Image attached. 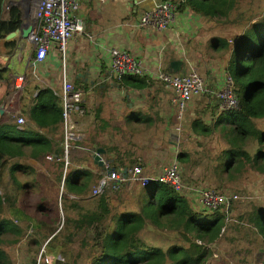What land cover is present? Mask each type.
<instances>
[{
  "label": "crops",
  "instance_id": "crops-1",
  "mask_svg": "<svg viewBox=\"0 0 264 264\" xmlns=\"http://www.w3.org/2000/svg\"><path fill=\"white\" fill-rule=\"evenodd\" d=\"M18 1L5 0L3 16L8 11L5 6L17 7ZM154 1L79 0L76 15L82 18L84 29L68 41L64 58L53 45L42 62L33 63V46L28 38L23 39L19 34L0 39V119L18 113L25 119L22 126L30 125V129L39 134L33 132L32 135L46 140L33 148H24L20 161L32 170L26 174L16 173L20 183L18 187L7 180L8 194L16 193L20 202H23L21 197L28 201H34L36 197V201L42 203L49 194L57 198L64 192L67 197L65 205L72 203L71 206L76 207L73 211L66 209L67 216L64 217L74 219L97 200V196L90 195L89 188L95 184L102 165L93 159V145L102 149L101 157L112 168L123 169L139 164L149 176H153L172 162L175 148H178L177 153H199L206 146V149L212 147L211 138L223 139L225 124H215L220 114L216 99L207 95L193 97L183 113L177 134L179 121L171 88L152 74L130 79L131 75H127L121 80L110 77L109 53L112 48L127 50L149 71H172L170 63L177 60L181 61L177 73H183L187 68L184 59L193 60L207 84L217 89L222 84L232 46L248 26L264 15L260 14L264 0H236L228 16L216 12L204 16L185 5L181 9L178 7L177 21L171 28L151 31L137 27L140 15ZM27 8L25 4L26 11ZM220 40L230 43L229 47L223 46ZM6 41L13 44L7 45ZM203 45L207 49L202 50ZM224 48L227 50L222 53ZM20 74L28 82L22 90L14 85V75ZM33 75H38L39 80L33 79ZM64 76L85 89L87 95L86 113L73 116L78 138L69 149L66 167L62 160H57L61 155L55 157L58 148H62L61 121L53 124L51 119L43 116H34L33 119L30 115L41 90H51L53 86L57 93L51 91L60 97L58 88ZM140 79H144V84L138 86ZM22 126L18 125L19 128ZM192 158L196 159L195 156ZM180 166L191 180L201 179L200 174L203 171L204 175L207 169L201 164L190 166L188 162ZM65 177L74 189L64 187ZM262 178L264 180V175L257 176V181ZM137 188L122 189L119 195L111 194L114 211H119L125 204V194ZM263 188V185L254 183L247 189L255 195ZM193 198L189 197V201L196 208ZM41 209L34 216L45 220L50 213L46 208ZM230 223L221 228L219 241L207 246L210 254L203 264H264V241L261 237L256 234L253 239H246L242 236L241 227ZM53 224L54 221L49 224L51 228L55 226ZM69 224L72 225L71 222ZM251 232L255 231L251 228ZM32 252L24 239L20 240L10 248L12 264H32L33 256L31 259L29 256ZM254 255L257 261H253Z\"/></svg>",
  "mask_w": 264,
  "mask_h": 264
},
{
  "label": "trees",
  "instance_id": "trees-1",
  "mask_svg": "<svg viewBox=\"0 0 264 264\" xmlns=\"http://www.w3.org/2000/svg\"><path fill=\"white\" fill-rule=\"evenodd\" d=\"M4 3L5 0H0V39L20 25L19 9L12 6L7 15L3 16ZM235 3L236 0H185L179 5V9L188 5L194 12L204 16H211L215 12L228 16ZM220 41L223 46L229 47L230 43ZM5 44L13 43L6 41ZM225 71L234 80V92L239 101V108L220 111L216 119V125L224 123L230 127L225 125L223 130L227 146L217 156L219 164L214 177L218 179L221 174H225L226 180L234 183L238 176H243L249 169L264 174V128L254 125L257 120L264 119V15L248 26L234 43ZM133 77L136 76L131 75L128 79ZM137 82V85L141 86L144 79ZM61 111V98L50 89H43L36 96L33 113L30 115L33 119L34 116H43L45 119H51L53 124H59ZM202 127L205 129V125L202 124ZM33 132L39 135L31 130L28 124L19 128L12 113L6 119H0V264H12L10 248L20 240H27L28 249L36 250L41 244L42 235L50 228L46 222L47 217L44 220L34 216L18 200L16 193L8 194L6 187L7 180H11L18 187L20 183L16 173L26 174L32 170L29 165L21 163L20 158L24 155V148L43 144L45 139L32 135ZM249 134L250 137L247 136ZM248 138L255 139L258 143L253 154L245 148ZM62 153V148H58L55 157L62 156ZM195 154L197 153L179 152L177 159L180 164L188 162L190 166H195L200 164L199 159L193 160ZM206 176L211 175L205 173V179ZM68 180V177H65L64 187L74 189ZM111 194L118 192L105 190L95 196V204L87 211L79 214L77 218H67V222H71L74 229L72 231L67 228L70 240L81 232L93 234L91 248L97 255L88 264H203L210 254L207 246L219 241L221 228L229 222L235 223V226L243 223L235 221L232 210L230 219L226 220L225 214L219 210L206 212L197 209L187 197L162 183L139 187L135 194L137 207L133 210L114 211ZM63 197L65 201L67 197L64 192L61 193V198ZM239 202L231 203V209L233 204ZM71 204L64 205L63 211L76 208ZM36 206L40 209L46 208L41 202ZM249 214L252 230L264 241V205L256 206ZM108 221L113 226L111 229L106 225ZM18 222H21V225ZM147 227L169 231L178 236V241L165 249L152 245L141 236ZM6 233L15 234L16 238L7 240L4 238ZM84 234L80 243L86 247ZM56 248L52 250L53 253L62 249L59 245ZM57 254L62 256L61 253ZM64 256L63 262L55 260V257L52 259L56 264H75L70 261V252H65Z\"/></svg>",
  "mask_w": 264,
  "mask_h": 264
},
{
  "label": "built area",
  "instance_id": "built-area-1",
  "mask_svg": "<svg viewBox=\"0 0 264 264\" xmlns=\"http://www.w3.org/2000/svg\"><path fill=\"white\" fill-rule=\"evenodd\" d=\"M180 2L182 3L184 0ZM180 2L155 0L152 6L140 15L136 26L151 31H162L173 27L177 21ZM25 4L28 6L27 11L24 9ZM16 6L19 8L22 22L32 25V29L28 34V41L33 46L31 56L33 63L42 62L53 45L64 58L67 53L68 41L74 34L82 32L84 29L82 18L76 15L79 0H25L24 3L21 2ZM10 7L11 5L7 4L5 9L8 10ZM29 12L31 13L30 16ZM184 60L187 68L183 73L158 69L149 71L141 60L134 57L127 50L112 48L109 53L110 77L121 80L127 75L144 77L152 74L161 83L170 87L173 92L172 101L177 106V120L179 121V125L176 127L177 134L181 129L180 121L187 104L195 96L207 95L216 99L220 111L239 108V101L234 92V80L229 73L224 72L221 86L215 89L207 84L205 77L192 61L186 58ZM33 76V79L39 80L38 75ZM27 83L23 74L14 75V85L17 89H24ZM51 90L55 94L57 93L53 86ZM60 98L62 101L61 144L63 153L57 160H62L66 167L69 149L78 138L73 116L86 113L87 95L85 89L77 87L73 82L66 80L64 76L60 87ZM14 115L17 124L22 126L25 123L24 117L18 113ZM175 150L176 153L172 162L153 176H149L139 164H133L123 169L112 168L101 157L102 167L95 184L89 188L90 195L98 196L107 189L119 192L122 189H132L134 186L146 187L151 183H162L188 199L194 197V203L201 210L206 212L219 210L223 212L226 220L230 219L231 203L250 200L255 197L250 194L242 196L216 187L199 188L195 187L194 183L186 182L177 159L178 148H175ZM47 158L50 159L51 157L48 155ZM198 242L200 243V241ZM47 243L45 242L40 249L37 264L40 262L42 264H55L51 255L46 252ZM55 259L61 262L64 261L60 254H57Z\"/></svg>",
  "mask_w": 264,
  "mask_h": 264
},
{
  "label": "rangeland",
  "instance_id": "rangeland-1",
  "mask_svg": "<svg viewBox=\"0 0 264 264\" xmlns=\"http://www.w3.org/2000/svg\"><path fill=\"white\" fill-rule=\"evenodd\" d=\"M260 12H261L260 14L263 15L264 9L260 10ZM205 48L206 46L203 45L202 50ZM226 50L227 49L224 48L222 50V53L226 52ZM195 64L199 69L198 64L196 62ZM58 89L60 90V88ZM254 125L255 127L259 126V127L264 128V119L257 120L254 123ZM226 126L228 128L230 127V125L228 124ZM223 133L225 132L223 131ZM247 136L250 137V134ZM220 138L221 137H219L218 140H216L215 138H211L210 145H212V147L206 149L207 147L206 146L201 151H199V153L194 155L195 158L199 159V162H201L200 163L201 166L204 168H207L205 170L206 173L210 174L211 176H206V179H205V174H204L202 178V175L204 173L202 171V174H200L201 179L191 180L189 176L186 177V175H184L183 173V178L185 177L184 180L188 183L192 181V183H194V186L199 187V188H205V187L206 188L208 187L218 188V186H221L222 188H219V189H224L226 191L234 192L242 196L250 194V192L248 191L249 189L247 188L253 187L254 183H257V185L261 184L264 186L263 178L257 181V176H262L264 174H259L258 172L250 170V169L243 176H238L237 180L234 183H231L228 180H226L225 174H221L222 176H219L217 177L218 179H215L214 175L216 174V171L218 169L217 165L219 164L217 156L220 154V151L225 148L224 146H227V142H226V139H224V136L222 140H220ZM257 146H258V143L255 141V139L248 138L246 140L245 148L251 154L254 153V150L256 149ZM221 162L223 161L221 160ZM219 171L221 170L219 169ZM187 173H190V172H187ZM137 189H134L130 193L125 194L124 196L125 204L122 207H120L119 211L136 209L137 202L135 200V194H136ZM250 195H252L253 197L255 196L254 198H252L253 200L250 199L251 202L250 200H247V201L243 200L239 203L233 204L232 206V210H233L232 217L236 219V221L238 222H243L241 224L240 223L238 224L242 229V232H243L242 236H244L246 239H253L256 233L251 232V222L249 221L248 216H245L247 215L245 213H248V212L252 213V211L255 210L256 206L264 205V188L261 192H258L255 195L253 194H250ZM21 200L23 201L22 205H24V207H26L27 210L31 212L33 215L38 214L40 211H42V209L36 206L38 203L36 201V197L34 198V201H28L25 197H21ZM42 203L44 204V207H46L49 213L52 215V217L50 216V214L48 215L46 222H48L51 225L52 222L54 221L53 225L55 226L51 228L50 225L48 224L50 228H48L46 232L42 235L40 239V243H41L40 246H38L36 250H33L32 255L29 254L30 259L33 256L31 263L37 264V258H38L40 249L45 244V242H48L46 244L45 249H46V252L51 255V258L55 257L56 255L54 256L52 255L57 254V253H61L62 256L65 257L64 253L70 252V256H71L70 261H73L75 264H88L91 261V259L97 255V252H95L91 248V245L93 244V239H92L93 234L91 232L85 233V234L84 232H81L78 235H74V237L71 238L70 240L69 231H67V228H70L72 231L74 229L72 228V225L67 222V218H64V216H67V215H66V212L63 211L65 201H64V197L61 198V194H59L57 198H54L53 194H49V196L47 197V200L42 201ZM196 208L199 209L198 207ZM69 210L73 211V209L71 208H69ZM106 225L108 229H111L113 227L109 221L106 223ZM147 228L148 229H146L141 236L146 240V242L152 245H159L163 249H165L171 243L178 241V236H176L175 234L169 231H165V230L160 231L156 229H151L149 227ZM83 234L86 236L85 237L86 247H83L80 243V239L82 238ZM4 238L7 240H11V239L16 238V235L13 233H6L4 234ZM67 238H68V243H67ZM24 241L26 242L27 240H24ZM63 242L64 244H62ZM57 245H59L62 249H58L56 250V253H53L52 250H54L57 247ZM255 255L252 258L254 259L253 261H257V256ZM39 264H42V262H40ZM69 264H71V262Z\"/></svg>",
  "mask_w": 264,
  "mask_h": 264
},
{
  "label": "water",
  "instance_id": "water-1",
  "mask_svg": "<svg viewBox=\"0 0 264 264\" xmlns=\"http://www.w3.org/2000/svg\"><path fill=\"white\" fill-rule=\"evenodd\" d=\"M21 1L23 0H19L17 2V4L21 3ZM32 29V25L31 24H26V23H23L22 22V18L20 17V25L17 29H15L14 31L10 32L9 34L6 35V38H11V37H14L16 35H22L23 39H27L28 38V34L29 32L31 31ZM25 33V34H24ZM181 64V61H172L170 63V66H171V69L173 72H177L178 71V68H179V65ZM94 147V155H93V159L98 162L99 165H101V161H100V158H101V154H102V149L100 148H97L96 145H93Z\"/></svg>",
  "mask_w": 264,
  "mask_h": 264
},
{
  "label": "bare ground",
  "instance_id": "bare-ground-1",
  "mask_svg": "<svg viewBox=\"0 0 264 264\" xmlns=\"http://www.w3.org/2000/svg\"><path fill=\"white\" fill-rule=\"evenodd\" d=\"M30 15V14H29Z\"/></svg>",
  "mask_w": 264,
  "mask_h": 264
}]
</instances>
